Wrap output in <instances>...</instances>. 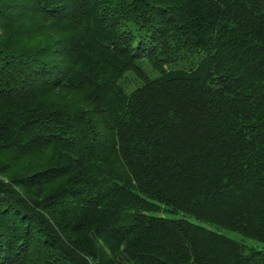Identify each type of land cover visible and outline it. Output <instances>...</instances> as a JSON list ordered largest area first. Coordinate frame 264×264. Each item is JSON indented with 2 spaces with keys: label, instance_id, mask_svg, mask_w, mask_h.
Segmentation results:
<instances>
[{
  "label": "trees",
  "instance_id": "trees-1",
  "mask_svg": "<svg viewBox=\"0 0 264 264\" xmlns=\"http://www.w3.org/2000/svg\"><path fill=\"white\" fill-rule=\"evenodd\" d=\"M226 231L264 243V0H0V264H264Z\"/></svg>",
  "mask_w": 264,
  "mask_h": 264
},
{
  "label": "rangeland",
  "instance_id": "rangeland-1",
  "mask_svg": "<svg viewBox=\"0 0 264 264\" xmlns=\"http://www.w3.org/2000/svg\"><path fill=\"white\" fill-rule=\"evenodd\" d=\"M166 215L171 216L170 214H167V213H166ZM226 233L228 235H230L232 238H234L238 241H241L242 243H244L247 246L255 247L258 249H264V243L259 242V241L254 240V239H251V238L244 237L242 234H240L236 231H226Z\"/></svg>",
  "mask_w": 264,
  "mask_h": 264
}]
</instances>
